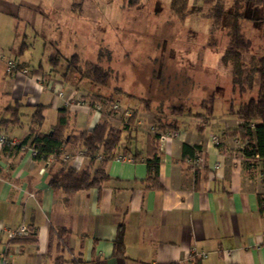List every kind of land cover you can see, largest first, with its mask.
Wrapping results in <instances>:
<instances>
[{
  "label": "crops",
  "instance_id": "crops-1",
  "mask_svg": "<svg viewBox=\"0 0 264 264\" xmlns=\"http://www.w3.org/2000/svg\"><path fill=\"white\" fill-rule=\"evenodd\" d=\"M102 5L104 0H0V119L9 116L7 105H24L21 125L1 126L0 139H24L38 104L47 106L43 131L57 123L63 106L70 112L74 132L90 130L104 118L79 106L78 96L86 93L58 78L50 64L54 51L63 54L59 46L68 31L75 37H96L93 31L100 32L102 23L109 21L95 18ZM109 30L107 25L103 35ZM38 39L50 44L43 53L46 61L32 56ZM11 59L28 72H9L6 62ZM114 117L110 119L119 127ZM182 123L187 125L181 128L182 139L159 145L163 189L146 188L147 163L132 153L148 150L150 131L142 142L136 138L137 145L135 140L130 145L127 154L132 161H109L111 178L102 189L70 195L49 185L50 170L59 162L35 160L26 146L0 145V220L9 227L26 224L32 231L15 238L0 233V258L15 264H57L58 259V264H264V211L259 203L264 177L259 168L246 165L235 145L224 157L225 145L207 143L213 134L207 133L211 117L205 123L185 117ZM229 127L223 121L218 134L230 137L224 134ZM201 141L206 162L196 174L183 162V144ZM79 152L66 164L86 167L90 159ZM120 229L124 246L118 253Z\"/></svg>",
  "mask_w": 264,
  "mask_h": 264
},
{
  "label": "rangeland",
  "instance_id": "rangeland-1",
  "mask_svg": "<svg viewBox=\"0 0 264 264\" xmlns=\"http://www.w3.org/2000/svg\"><path fill=\"white\" fill-rule=\"evenodd\" d=\"M104 1L105 6L99 8L100 13H96L95 18L100 17V23L106 18L109 21L102 23L100 32L97 29L93 31L95 38L92 36L85 39L82 35L75 37L73 33L69 35V31L68 37L62 38L63 44L59 47L64 57L58 66L56 76L62 78L61 73L67 66L65 56L79 54L82 62L97 61L99 50L106 47L112 53L111 60L107 62L104 55L102 63L112 68V77L107 86L88 79L80 80L78 73L71 75V84H76L81 92L86 93L84 96L92 93L115 94L116 99H119L120 109L114 113L117 120L114 123L119 127L123 125L122 115L126 108L136 110L134 119L136 122L141 121V124L137 125L139 130L137 138L140 142L148 137L146 133L152 125L159 126L157 116L166 122L175 121L179 126L181 124V135L177 138L182 139L184 135L182 130L187 128V125L182 123L183 119L190 116L183 115L182 119H178L172 113V107H183L185 113L189 110L193 113L203 112L200 103L212 94H215L216 98L207 133L213 134L207 143L214 145L210 141L213 135L217 136L222 145H240L245 142L242 138H238L237 142L236 137H222L218 133L223 121L228 127L242 123L238 116L231 112V107L236 112L243 102L256 96L258 81H255L253 88L248 87L245 93H241L238 88L233 90L232 66L222 61L230 39L228 28L224 23L220 30L211 35V20L205 16L211 5L205 0H190L188 15L181 21L170 10L171 0H140L134 6H129L127 0ZM226 6L228 15L233 11V0H228ZM241 10L246 15L240 20L242 29L252 40L251 51L245 55V68L248 71L252 60L264 49V5L244 3ZM107 25L110 26V30L106 36L103 32ZM212 37L215 43L210 45ZM72 40L78 45H74ZM49 45L38 39L31 49L34 60L40 62L43 58L46 61L47 55L44 57L43 53H46ZM116 87L122 91H116ZM81 98L83 97L78 96L77 99ZM145 101L150 106L148 109ZM148 134L151 135L150 139L154 138L151 132ZM3 138L7 136L1 137L0 145H3L1 142ZM9 139L12 145L22 141V139L15 141L13 137ZM200 144L205 143L201 141ZM127 151L126 148L121 150Z\"/></svg>",
  "mask_w": 264,
  "mask_h": 264
},
{
  "label": "trees",
  "instance_id": "trees-1",
  "mask_svg": "<svg viewBox=\"0 0 264 264\" xmlns=\"http://www.w3.org/2000/svg\"><path fill=\"white\" fill-rule=\"evenodd\" d=\"M129 6H134L140 0H127ZM211 6L205 14L206 18L211 20L210 33L213 36L215 32L220 30L222 26L228 28L229 42L222 57V61L226 65L232 66L233 90L239 89L241 93H245L247 88H253L255 81H258V91L256 96L250 97L243 102L240 108L235 112L231 107V112L236 114L242 121L233 127L225 129L224 134L236 138H242L247 141L244 149L245 163L251 167H258L262 177H264V49L257 58L252 60L248 71L245 68V55L251 51L252 40L246 36L241 26V19L245 18L244 11L241 10L244 3L254 5H264V0H233V11L227 15L226 2L228 0H205ZM190 0H171L170 10L174 16L184 21L188 15V6ZM227 15V17H226ZM211 38L210 45L215 42ZM106 55L107 62L111 60V51L106 47H101L98 53V60H84L79 54H73L71 57H66V69L61 73V76L66 81H71V75L78 73L80 80L88 79L96 84L107 86L112 77V68L104 66L103 59ZM63 54L56 50L50 55L51 70L58 72V66L61 62ZM19 63V62H18ZM19 68H23L19 64ZM116 91H122L121 88H115ZM115 93V92H114ZM90 96V97H89ZM82 96L88 99L93 104L101 102L109 106L112 102H118L115 94L103 95L92 93L91 95ZM215 94L209 98L203 99L200 107L203 113H193L188 111L185 113L183 107H172L171 111L176 117L188 115L190 117H198L202 119V123L207 122L213 114ZM147 109V101H145ZM21 103L7 105L4 110L9 113V116L0 119V127L8 128L11 126L21 125L22 108ZM46 105L38 104L34 106V111L31 115L29 132L27 136L18 144H11L12 141L8 137L3 143L4 149L21 147L33 148L36 153L33 155L35 160H48L52 155H58L65 150H72L75 155L76 150L85 154L89 159V164L83 169H77L72 165L62 163L59 157L56 162L60 163L58 168L50 170L49 185L54 190H61L70 195L79 190H88L96 187L99 190L103 185L110 180V175L107 171L109 161L115 159L124 148L129 149L132 142L137 138L138 126L135 121L136 110H132L133 115L127 123L122 122V126L113 125L111 117L114 111L107 110L103 113V119L98 122L90 130H81L74 132L70 129V112L66 106L58 110L57 123L48 131L42 130V125L45 119L44 110ZM130 110V109H129ZM156 121L160 129L164 130H179L176 122H166L160 116H157ZM136 144V140L135 143ZM149 148L146 152L140 149L132 150L135 159L144 158L148 167V176L145 179L146 188L163 189V184L160 181V163L161 150L159 145V135H154V138L148 142ZM218 145H222L219 143ZM69 147V149H67ZM203 151L201 144H183V162H188L189 167L196 170L200 167L193 163L197 153ZM99 162L98 165L96 163ZM261 210L264 211V194L259 196ZM32 231L30 229L31 235ZM122 229H120L116 240V251H122L124 243L122 240ZM26 235V236H29ZM60 259H58L57 264ZM81 263L73 261L72 264Z\"/></svg>",
  "mask_w": 264,
  "mask_h": 264
},
{
  "label": "built area",
  "instance_id": "built-area-1",
  "mask_svg": "<svg viewBox=\"0 0 264 264\" xmlns=\"http://www.w3.org/2000/svg\"><path fill=\"white\" fill-rule=\"evenodd\" d=\"M6 67L9 72H22L27 73L28 69L26 68H19V63L16 60H8L6 62ZM58 96H62V92L58 93ZM80 103L82 106H84L87 110L94 111L98 116H101L105 111L110 110L114 111V113L118 112L120 109V104L118 102H112L109 106H106L105 104L101 102H95L91 103L90 101L81 98L80 100H77V104L80 106ZM133 115V112L129 109H126L122 115V122L125 124L128 122L129 118ZM141 121H137V125H140ZM154 135H159V141L161 145H165L166 143L171 142L172 140L176 139L181 135V133L177 130H162L159 128V126L152 125L149 130ZM5 138L1 140L2 143H4ZM211 143L214 145H218L219 141L216 135H213L211 137ZM235 141H239L238 138H236ZM247 141L241 143L240 145H235V147L239 148V151L241 152L242 156L244 157V149L246 147ZM32 156L36 153V151L33 148H29ZM234 152L232 145H225L223 148L222 156L227 157L230 156ZM82 154V152H79ZM74 154L70 152L69 150H65L61 152L58 155H52L48 160L49 161H56L57 158L61 160L62 163H67ZM116 159L120 161H132V157L128 156L127 152H120ZM206 158L204 151L198 152L196 159L193 160V163L202 168L205 166ZM219 166V163L216 165V167ZM0 233L6 234L8 238H15L19 236H26L30 234V228L26 224H20L14 227L6 226L1 220H0ZM0 264H15L11 260L7 258H0Z\"/></svg>",
  "mask_w": 264,
  "mask_h": 264
}]
</instances>
